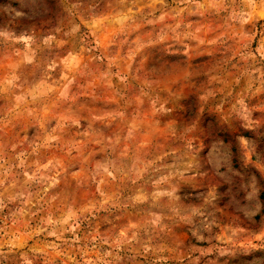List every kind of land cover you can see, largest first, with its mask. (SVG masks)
Here are the masks:
<instances>
[{
	"label": "rangeland",
	"instance_id": "1",
	"mask_svg": "<svg viewBox=\"0 0 264 264\" xmlns=\"http://www.w3.org/2000/svg\"><path fill=\"white\" fill-rule=\"evenodd\" d=\"M0 264H264V0H0Z\"/></svg>",
	"mask_w": 264,
	"mask_h": 264
}]
</instances>
